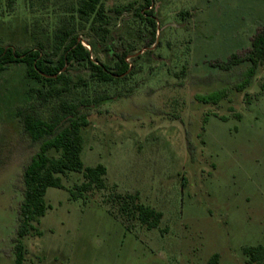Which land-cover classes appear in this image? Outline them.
<instances>
[{
	"label": "rangeland",
	"instance_id": "1",
	"mask_svg": "<svg viewBox=\"0 0 264 264\" xmlns=\"http://www.w3.org/2000/svg\"><path fill=\"white\" fill-rule=\"evenodd\" d=\"M103 2L110 33L101 42L79 25L76 0H0V47L51 53L55 30L67 24L83 46L98 43L94 62L113 69L123 52L132 73L107 91L124 95L104 102L82 131L81 162L105 168V188L70 200L66 190L83 181L78 173L61 177L66 190L48 188L40 235L22 239L23 264H209L213 255L216 264H246L242 249L264 245V66L238 91L248 63H225L249 50L264 1L152 0L153 44L133 12L142 0ZM89 72L69 67L73 81ZM24 74L20 65L0 72V141L16 137L14 107L37 86ZM16 169L0 175V264H13ZM115 191L161 213L157 227L112 208L107 197Z\"/></svg>",
	"mask_w": 264,
	"mask_h": 264
},
{
	"label": "trees",
	"instance_id": "2",
	"mask_svg": "<svg viewBox=\"0 0 264 264\" xmlns=\"http://www.w3.org/2000/svg\"><path fill=\"white\" fill-rule=\"evenodd\" d=\"M151 1L142 0L133 12L151 28L153 44L155 16ZM131 7V3H128L126 8ZM125 9L115 11L120 15ZM76 13L79 25L95 40L104 42L110 30L103 0H76ZM179 15L184 18L188 13L180 11ZM73 30L67 24L55 30L52 52L48 54L39 47L20 51L11 46L0 47V72L20 65L24 68L25 78L37 82V86L26 90V101L14 107V118L18 126L16 137L0 141V175L12 166L17 167L9 180L17 199L15 236L8 251L13 257V264H23L22 239L31 232L40 235L35 225L49 208L44 200L47 189L52 187L66 190L61 177L68 173L82 174L83 181L66 190L70 200L82 199L93 190L105 188V168L100 164L84 167L81 162L82 131L89 126V117L93 113L101 114L100 107L104 102L124 95L122 91L108 95L107 91L127 81L132 73L126 63L127 54L123 52L118 56V63L114 64L113 69L94 62L92 51L99 47L98 43L87 41V46H83V41L78 39ZM242 62L248 63V67L237 85L238 91L249 85L257 69L264 66V28L253 36L244 56H229L225 69ZM74 64L83 65L90 71L88 80H72L69 67ZM179 74L184 76L185 69ZM78 89L83 90L81 96L76 94ZM213 95L215 97L212 101L216 105L221 96L219 93ZM185 145L193 161L195 148L187 135ZM181 181L183 188L184 179ZM107 198L112 208L117 206L123 215L136 218L147 229L156 228L161 219V213L140 204L136 194L115 191ZM242 254L246 264H264V245L245 247ZM216 259L217 255H213L209 264H216Z\"/></svg>",
	"mask_w": 264,
	"mask_h": 264
},
{
	"label": "crops",
	"instance_id": "3",
	"mask_svg": "<svg viewBox=\"0 0 264 264\" xmlns=\"http://www.w3.org/2000/svg\"><path fill=\"white\" fill-rule=\"evenodd\" d=\"M260 27H261V28L264 27V24L259 25V26L255 29V32H253L254 35L257 33V30H258ZM253 33H252V34H253ZM254 35H253V36H254ZM253 36H252V37H253ZM251 39H252V38H251ZM251 39H250V43H251Z\"/></svg>",
	"mask_w": 264,
	"mask_h": 264
}]
</instances>
